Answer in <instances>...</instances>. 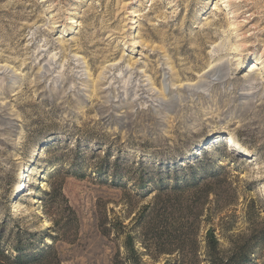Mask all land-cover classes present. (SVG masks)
<instances>
[{
    "label": "rangeland",
    "instance_id": "obj_1",
    "mask_svg": "<svg viewBox=\"0 0 264 264\" xmlns=\"http://www.w3.org/2000/svg\"><path fill=\"white\" fill-rule=\"evenodd\" d=\"M225 1L0 0L5 254L178 264L198 242L210 264L212 237L215 262L264 264V0Z\"/></svg>",
    "mask_w": 264,
    "mask_h": 264
},
{
    "label": "trees",
    "instance_id": "obj_2",
    "mask_svg": "<svg viewBox=\"0 0 264 264\" xmlns=\"http://www.w3.org/2000/svg\"><path fill=\"white\" fill-rule=\"evenodd\" d=\"M205 181L203 179H196L194 178L191 181H186L181 185L176 184L175 186L168 188L167 186H159L160 190H165V189H171L173 195H177L178 192H183L182 194H185L184 192L189 190V189H197L200 188L201 185H203ZM181 194V195H182ZM210 195V190H206L204 192V199L205 201H208ZM178 197V196H177ZM183 213V214H182ZM185 216V210L184 209H179L177 211H172L171 214H168L167 221L164 223L167 227H171V229L175 228L176 226L179 225V223L184 219ZM198 214H195L194 217H197ZM169 221H171V225L169 224ZM176 230V228L174 229ZM177 232L171 231L168 233H163L158 235V240L164 242L167 240V243H160L158 242L156 252L157 255H173L174 253H180L181 252V240L180 237L177 236ZM164 239V240H163ZM192 241V240H191ZM142 246H144L145 249L147 247L143 242H140ZM168 244L171 245L169 246L170 248L165 250L164 246ZM176 244V245H175ZM4 242L2 240V236H0V264H48L49 261H51L50 256L52 253V247H42L40 248L37 252L32 253L31 255H26L23 254L26 250H22L20 248H15V251L18 253L16 256L12 257L9 255V253L5 254V248H4ZM175 245V246H174ZM217 242L215 241L214 238L210 237L205 246V251H206V258L207 261H210V264H224L223 262L217 263L211 258V253L217 256ZM191 259L188 260L187 262H184V259H182V262L178 264H199V244L198 242H193L191 245ZM125 252H126V257L125 258H120L119 264H144L141 262L140 256L136 255L132 250H130L129 247L125 246ZM208 256V257H207ZM227 264H242V260L232 256L230 258L229 262Z\"/></svg>",
    "mask_w": 264,
    "mask_h": 264
},
{
    "label": "bare ground",
    "instance_id": "obj_3",
    "mask_svg": "<svg viewBox=\"0 0 264 264\" xmlns=\"http://www.w3.org/2000/svg\"><path fill=\"white\" fill-rule=\"evenodd\" d=\"M235 1L233 0H226L225 2H221L220 7L221 8H227L230 4L234 3ZM229 4V5H228ZM230 18H234V16H231ZM229 19V18H228ZM73 22V21H72ZM237 47L234 48V50H236ZM258 64V61L256 62V65ZM252 65V64H251ZM253 68H255V65H253V67L251 68L253 70ZM221 137H217L214 141L211 142V144H215L216 142L220 141ZM226 144H231L232 147H237V145L234 143V141L232 140V138L228 137V139H226ZM239 150L238 148H236V151ZM233 152V151H231ZM242 154L246 155L247 153L242 151ZM42 170L41 169H37L35 174H40ZM23 186V185H21ZM43 186V185H42ZM21 188V187H20ZM34 203H37V201H34Z\"/></svg>",
    "mask_w": 264,
    "mask_h": 264
}]
</instances>
